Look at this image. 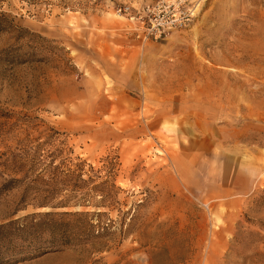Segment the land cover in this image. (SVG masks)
<instances>
[{"label":"rangeland","instance_id":"obj_1","mask_svg":"<svg viewBox=\"0 0 264 264\" xmlns=\"http://www.w3.org/2000/svg\"><path fill=\"white\" fill-rule=\"evenodd\" d=\"M156 1L1 6L23 31L0 33V153L29 176L0 190V223L25 225L0 231V264H264V0H188L143 40ZM38 211H70L65 234L22 218Z\"/></svg>","mask_w":264,"mask_h":264},{"label":"trees","instance_id":"obj_2","mask_svg":"<svg viewBox=\"0 0 264 264\" xmlns=\"http://www.w3.org/2000/svg\"><path fill=\"white\" fill-rule=\"evenodd\" d=\"M6 0H0V8L1 6L4 4ZM27 1H36V0H27ZM15 30L16 31V37L20 38L21 37V33L23 31V28L21 26H18L17 24H15L13 22V19L8 17L6 15V13L3 10H0V33L3 31H10V30ZM45 153H39L37 152L36 154H34L33 156H31L32 161H35V158H40V159H44V160H48L47 163L45 164L44 168L42 171H46L49 170L50 172H53L55 170H58L59 167H61L62 165H64L65 163H67V161L62 158L58 163L55 162V157L56 155L53 154H46ZM51 156V157H48ZM27 156L25 153H16V152H10V153H0V190H7L13 187H16L17 185L19 186L22 182L25 181L26 178H28L29 174L28 171L23 170V166L26 163L27 160ZM72 160V159H71ZM70 160V161H71ZM43 161V160H42ZM73 164V163H72ZM75 164V163H74ZM78 164H76L77 166ZM78 168V166L76 167ZM23 172V175L21 177H16L15 175L18 173ZM39 178H41L40 174H37L36 177H34L32 180H38ZM50 180H53L52 178H49L48 183L50 182ZM54 181V180H53ZM93 189V194L97 193V192H102V189L100 188L99 184L95 185L92 187ZM39 190V189H37ZM57 213H71L70 211H61V212H54V211H44V212H33L27 215H24L22 218H28V217H34L33 215H38L41 214L43 216L46 217H50L47 218V220H37V221H30L32 223V225H34L33 227H35V229H39L41 231L43 230H48L50 232V234H54L57 233L59 230L61 234H65V231L67 229L66 227V222L64 221H58L55 220L53 218L54 214ZM19 219V218H18ZM18 219H12V220H8L6 222L0 223V231L1 230H7V233H10L12 230L16 229V230H23L25 228H23L24 223L21 225V227H15V223H17ZM30 225V226H32ZM61 225L65 226L64 228L60 227ZM67 240L64 239L62 241H52L51 243H49L48 245H46L44 248L46 247H51V246H56V245H63L66 244Z\"/></svg>","mask_w":264,"mask_h":264},{"label":"built area","instance_id":"obj_3","mask_svg":"<svg viewBox=\"0 0 264 264\" xmlns=\"http://www.w3.org/2000/svg\"><path fill=\"white\" fill-rule=\"evenodd\" d=\"M118 12L128 13V4L117 7ZM144 18L142 39L162 38L170 29L184 25L194 14L188 0H157L136 11Z\"/></svg>","mask_w":264,"mask_h":264},{"label":"crops","instance_id":"obj_4","mask_svg":"<svg viewBox=\"0 0 264 264\" xmlns=\"http://www.w3.org/2000/svg\"><path fill=\"white\" fill-rule=\"evenodd\" d=\"M250 181L251 179L249 177V174L246 173V171L238 169L234 172L231 188L235 191L246 190L248 189L249 184L251 183Z\"/></svg>","mask_w":264,"mask_h":264}]
</instances>
